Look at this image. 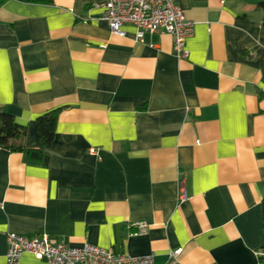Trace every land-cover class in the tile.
<instances>
[{"label":"crops","instance_id":"1","mask_svg":"<svg viewBox=\"0 0 264 264\" xmlns=\"http://www.w3.org/2000/svg\"><path fill=\"white\" fill-rule=\"evenodd\" d=\"M102 2L0 5V112L26 127L23 152L0 148V264L7 233L153 264L179 247L180 264H264V0H176L194 23L187 59L166 33H110ZM54 109L50 149L31 158Z\"/></svg>","mask_w":264,"mask_h":264},{"label":"built area","instance_id":"2","mask_svg":"<svg viewBox=\"0 0 264 264\" xmlns=\"http://www.w3.org/2000/svg\"><path fill=\"white\" fill-rule=\"evenodd\" d=\"M101 6V18L106 22L110 33L119 37L125 36L122 27L127 24L135 28V37L139 41L145 33H166L172 38L176 57H189L185 40L192 35L194 23L186 18L176 0H103ZM89 152L94 153V149H89ZM186 198L184 187L179 183V203ZM135 226L136 234L146 230L144 223H137ZM6 243L7 264H19L23 253L44 259L46 264H153L152 255L131 257L114 254L88 243L73 247L64 242H56L45 234L25 237L17 233H7ZM181 253L180 247L170 249L163 264H180Z\"/></svg>","mask_w":264,"mask_h":264},{"label":"trees","instance_id":"3","mask_svg":"<svg viewBox=\"0 0 264 264\" xmlns=\"http://www.w3.org/2000/svg\"><path fill=\"white\" fill-rule=\"evenodd\" d=\"M5 0H0V5ZM26 3L49 4L51 0H18ZM59 109H54L39 115L35 119V129L37 140L41 149L27 152L31 158L40 159L46 154L52 143ZM26 135V127L20 126L15 122L12 115L6 112H0V148L9 152H23L22 140ZM261 211V235L258 251L259 260L264 262V198L260 201Z\"/></svg>","mask_w":264,"mask_h":264}]
</instances>
